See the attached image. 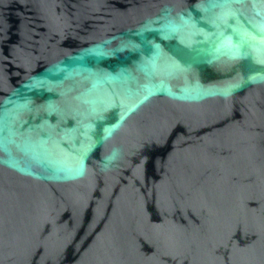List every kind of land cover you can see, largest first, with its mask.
<instances>
[{"label":"water","instance_id":"95a60500","mask_svg":"<svg viewBox=\"0 0 264 264\" xmlns=\"http://www.w3.org/2000/svg\"><path fill=\"white\" fill-rule=\"evenodd\" d=\"M0 264H264V0H0Z\"/></svg>","mask_w":264,"mask_h":264}]
</instances>
